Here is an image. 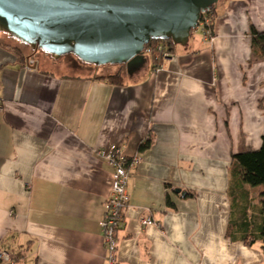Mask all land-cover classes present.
<instances>
[{
    "label": "crops",
    "instance_id": "crops-1",
    "mask_svg": "<svg viewBox=\"0 0 264 264\" xmlns=\"http://www.w3.org/2000/svg\"><path fill=\"white\" fill-rule=\"evenodd\" d=\"M216 10L212 41L190 38L123 86L99 79L119 70L56 74L0 45V249L15 264H104L113 168L97 151L113 145L140 158L120 264H264L261 243L228 236L264 190L233 160L264 135V60L250 64L249 35L264 32V0H219ZM146 214L160 226L142 227Z\"/></svg>",
    "mask_w": 264,
    "mask_h": 264
},
{
    "label": "water",
    "instance_id": "water-1",
    "mask_svg": "<svg viewBox=\"0 0 264 264\" xmlns=\"http://www.w3.org/2000/svg\"><path fill=\"white\" fill-rule=\"evenodd\" d=\"M219 0H0V33L53 58L71 54L133 75L152 40L186 46Z\"/></svg>",
    "mask_w": 264,
    "mask_h": 264
},
{
    "label": "trees",
    "instance_id": "trees-1",
    "mask_svg": "<svg viewBox=\"0 0 264 264\" xmlns=\"http://www.w3.org/2000/svg\"><path fill=\"white\" fill-rule=\"evenodd\" d=\"M203 17H208L215 21L217 17L216 6H213L210 9V11L204 13L202 18ZM213 26H214V22L211 24L212 28ZM1 34L2 37L0 38V45L5 49L10 50L12 53H14L17 56L19 62L22 63L23 65H26V59L28 57L37 55V53L34 52L29 45L24 44L14 38H11L6 33H1ZM249 35L252 41V55L254 56V59L250 61V64H252L255 59L264 60V32H259L253 26H251ZM159 44H163L164 47L167 48V51L173 55L176 53V49L180 47L171 40L169 41L152 40L146 46V49L154 48ZM155 51H156L155 54L152 56L154 62L153 63L154 69H156L158 65L157 62L162 61L161 59L162 54L158 53L157 50ZM76 59L83 66H91L82 63L77 57ZM91 67H95V66H91ZM121 67L123 68V71L120 70L115 74L100 76L99 79L106 80L113 85H118V86L125 85L127 81V77H129V75L127 73L126 66L121 65ZM41 72H45V71L41 70ZM150 145H151V140H148L145 144H142L139 148L141 150H144ZM233 160L236 162L237 173L245 184L251 187L264 186V135L262 137V145L259 149L254 150L249 147H245L239 154L233 156ZM186 195L193 196L188 192L186 193ZM260 203L261 205L259 206L258 212L254 213V216L245 217L243 219L244 220L243 227L239 229L237 228V231L235 232L234 230H236V227L235 225H233L232 228H234V230L230 229V231L228 232V236L229 235L232 236L233 233L234 235L235 233L238 234L240 236L239 240L243 242L246 246H253L256 243H261V249L264 253V190H262V192L260 193ZM0 251L2 250L0 249ZM0 264L3 263L0 262Z\"/></svg>",
    "mask_w": 264,
    "mask_h": 264
},
{
    "label": "built area",
    "instance_id": "built-area-1",
    "mask_svg": "<svg viewBox=\"0 0 264 264\" xmlns=\"http://www.w3.org/2000/svg\"><path fill=\"white\" fill-rule=\"evenodd\" d=\"M203 15L204 14H202V16ZM202 16L198 28L201 30L204 41H212L213 28L211 24L214 20L208 17L202 18ZM155 50L162 54L161 58L163 59H170L173 57L163 44H159L154 48L145 49L144 55L148 54L153 56L156 52ZM36 53L38 54L41 52L39 51ZM26 66L36 68L38 66L36 56L28 57L26 59ZM121 147V145H113L110 148L99 149L97 151L113 168L112 185L104 202V215L101 220V229L106 250L104 264H120L118 259L120 239L117 236V231L124 224L125 214L129 204L128 187L131 177L130 171L135 169L140 162L139 157L130 158L124 155ZM140 224L142 227L160 226L158 222L147 214L140 218ZM0 262L3 264H15L16 259L11 253L2 250L0 251Z\"/></svg>",
    "mask_w": 264,
    "mask_h": 264
},
{
    "label": "rangeland",
    "instance_id": "rangeland-1",
    "mask_svg": "<svg viewBox=\"0 0 264 264\" xmlns=\"http://www.w3.org/2000/svg\"><path fill=\"white\" fill-rule=\"evenodd\" d=\"M214 23H215V21H214ZM200 36H201V30H200V28H197L196 30H194L193 35L191 37V40L193 41L195 38H198ZM36 57L41 61L42 67L48 68L49 70L53 71L56 74L84 75V74L91 71L93 73L106 74L107 75V74H110L114 71H118V70L123 71V68L121 67V65H103V66H99V67L89 66V69H85L84 67H80V65H79L80 63H78V61L76 60V57H74L71 54L63 55L60 58H53L47 54L38 53L36 55ZM145 58H146L145 64L141 67L140 70L137 71V73L142 72L144 70V68L146 66H149L150 63L153 61L151 55L146 54ZM161 59H162V61L165 60L163 58H161ZM73 61L78 64L77 67H73L70 64V62H73ZM56 62H58V63H56ZM161 62H157V63L159 64ZM262 187L264 188V186H262ZM261 192H262V190L258 193V195L254 196L251 199L249 198L250 205L254 202L256 204H258L259 206L261 205V203H260V193ZM245 203H246V200L244 198H241L240 204L244 206ZM248 212L250 214L256 213V209L255 208H248ZM235 214H236V209L234 208L232 220L234 219Z\"/></svg>",
    "mask_w": 264,
    "mask_h": 264
},
{
    "label": "flooded vegetation",
    "instance_id": "flooded-vegetation-1",
    "mask_svg": "<svg viewBox=\"0 0 264 264\" xmlns=\"http://www.w3.org/2000/svg\"><path fill=\"white\" fill-rule=\"evenodd\" d=\"M50 56V55H49ZM51 57V56H50ZM75 57V56H74ZM37 58V57H36ZM77 60V59H76ZM78 61V60H77ZM37 62H38V65H41V61L37 58ZM79 63V62H78ZM70 64L73 66V67H77L78 66V64L76 63V62H70ZM80 65V67H85V66H83V65H81V64H79Z\"/></svg>",
    "mask_w": 264,
    "mask_h": 264
}]
</instances>
